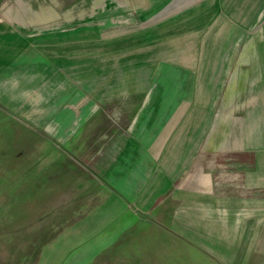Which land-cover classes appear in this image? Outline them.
Returning a JSON list of instances; mask_svg holds the SVG:
<instances>
[{"label":"crops","instance_id":"obj_1","mask_svg":"<svg viewBox=\"0 0 264 264\" xmlns=\"http://www.w3.org/2000/svg\"><path fill=\"white\" fill-rule=\"evenodd\" d=\"M37 1L0 0V106L39 129L55 121L102 179L68 228L74 246L131 210L164 211L214 258L264 264L251 258L264 215V0H127L85 21L74 0ZM247 99L242 147H212L223 133L211 109Z\"/></svg>","mask_w":264,"mask_h":264},{"label":"rangeland","instance_id":"obj_2","mask_svg":"<svg viewBox=\"0 0 264 264\" xmlns=\"http://www.w3.org/2000/svg\"><path fill=\"white\" fill-rule=\"evenodd\" d=\"M126 2L74 0L69 10L74 8V17L85 21L94 6L100 10L106 4ZM46 3L51 5L53 0ZM4 19L0 12V20ZM240 94L237 99L246 100L245 93ZM247 100L250 103H216L211 109L223 133L221 145L212 147L222 148L224 153L242 147L236 145L246 127L243 118L257 105L256 99ZM64 115H74V108L65 109L60 116ZM217 125L208 128V147L210 133L216 132ZM56 126L54 121L50 127L39 129L0 106V264H231L172 230L164 211L152 214L131 210L89 244L74 246L68 228L87 210L90 196L103 181L74 156V136L66 133L67 140L56 136ZM243 216L241 225L248 222V214ZM254 225L257 232L251 258L262 262L264 215L257 217Z\"/></svg>","mask_w":264,"mask_h":264}]
</instances>
